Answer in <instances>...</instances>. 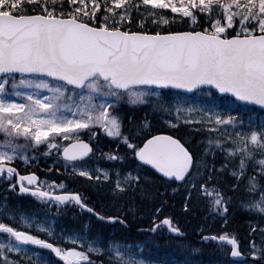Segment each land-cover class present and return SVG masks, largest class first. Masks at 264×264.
Returning a JSON list of instances; mask_svg holds the SVG:
<instances>
[{
  "label": "snow or ice",
  "instance_id": "obj_1",
  "mask_svg": "<svg viewBox=\"0 0 264 264\" xmlns=\"http://www.w3.org/2000/svg\"><path fill=\"white\" fill-rule=\"evenodd\" d=\"M179 5L177 0H0V182L11 192L55 204L58 213L73 207L90 216L79 230L57 234L50 221L27 218L5 196L0 217L34 226L52 239L0 220V264H21L14 255L30 252L42 264H106L105 255L107 264H152L139 241H105L88 233L92 217L127 226L138 211L136 196L153 197L149 190L158 181L159 187L184 188L185 211L199 199L225 224L231 194L245 190L241 206L261 217L249 223L246 252L230 233L202 240L227 241L233 258L251 255L264 264V121L255 124L235 110L226 111L237 101L264 109V0H179ZM205 85L231 97L212 95L201 107L188 104L185 94L204 91ZM125 101L166 117L172 131L152 134L147 111L125 122L119 114ZM182 117L192 126L188 139L180 131ZM101 134L115 147L105 152L94 146ZM68 140L72 143L61 152V141ZM41 147L47 156L55 150L52 167L62 156L65 172L71 162L72 174L106 188L119 214L98 210L81 193L63 191V181L41 182L35 172L21 174L14 162H29ZM29 150L31 157L25 154ZM218 151L224 159L217 166ZM97 152L113 167L90 166ZM225 176L231 181L228 189ZM164 206L163 201L154 206L152 224L139 231L155 233L167 226L180 233L172 217L160 218Z\"/></svg>",
  "mask_w": 264,
  "mask_h": 264
},
{
  "label": "trees",
  "instance_id": "obj_2",
  "mask_svg": "<svg viewBox=\"0 0 264 264\" xmlns=\"http://www.w3.org/2000/svg\"><path fill=\"white\" fill-rule=\"evenodd\" d=\"M177 6H180L179 0H177ZM161 11L169 15H176V14H172L170 9H164ZM177 30H185V29L178 28ZM129 116L132 117V114L131 113L127 114L126 121ZM149 121L151 123L152 134H156L157 130L165 131L169 133L172 131V130L170 131L164 130V128H161L159 124L155 123L150 117H149ZM180 131L182 134H185L186 139L189 138V134L191 132L190 130L182 128L180 129ZM196 139L197 140L201 139V136L199 134H196ZM63 146L64 144L61 143L60 151L62 150ZM217 157L218 158H216V163L218 166L219 163L223 161L224 159L223 153L218 151ZM60 158L61 157H59V159ZM35 159L42 161V162H46V163H52L54 160L57 159V157L55 155V151L54 153H52L51 156H47L45 155L44 148H40L39 151L35 153ZM52 165L53 164H31L25 169V172L31 171V172L37 173L41 179V182L45 180H48V181L56 180L57 183H59L60 181H63L65 184V188L63 189V191L78 192L81 194H85V193H89V190L95 191L96 189H98L92 184H85V181L81 176L77 174H72L70 171L65 172L63 166L56 165L55 167H52ZM50 168H51V171H49ZM56 168H60L61 171L57 172L55 170ZM249 171H251V167L249 168ZM230 182L231 181H230L229 176H225L223 178V186L225 189H228L230 187ZM159 183L160 182L158 181L157 185L154 186L152 190L151 189L149 190L150 192L155 193L153 197L149 198L146 196L145 198L141 199L139 195L136 196L135 198L136 204L138 205V209H140L136 212V216H141L143 208H146L150 211L149 216L150 214L153 215L154 206H159L161 201H163L165 206L162 210V213L160 214V218L163 219V216L165 215L172 217L173 224L175 226H178L181 229V231L184 234H186L187 237L183 239L172 238L167 233V231L159 232L156 236H152L150 239L147 240V243L150 246H152L151 249H149V251L153 252L154 255L156 256L162 257L160 259H155V260H158L159 263H162L160 260H164L167 257H170V258L179 257L181 259H184V257H194L198 259L202 258L203 260L202 264H207L204 261H209L210 264H211L210 261L228 263L229 262L228 246H225L223 244H215L210 241H204L202 243L197 242V240L202 238L204 235H213V234L220 235L224 233H230L234 235L238 239L242 252H244V247L247 245V241L250 239L249 235H246V236L243 235L244 231L249 232V225L247 228H244L246 221L248 220V224H249V223L258 222L261 219L260 216L255 215L253 213L251 214L249 211H246L241 206L240 197L242 195L244 196L248 195V193L245 190H239L236 193L231 194L232 195V200H231L232 205L230 204L229 214H228L229 216H227L226 218L227 224H225V221L223 219L221 220L220 216L209 214L207 212L206 202L199 200V199H192L189 202L190 207H189L188 212L185 211L183 207L184 202H185V196H186V192L184 191V188L182 186H177V185H168L166 186V188L165 187L159 188ZM172 188H176V191H172ZM1 190L5 194L0 195V201H2L5 196H7L8 204L13 208L18 209L19 212H22L24 214H36L37 216L49 217L52 221L56 222L57 225L55 226V229L57 232H61V230H64V232L71 233L73 230H79L84 221H88L89 215L80 209L73 208V207H69L66 209L61 208L58 213L57 207L55 204L48 205L35 198L28 199L20 195H14L13 192H10L9 190H7L6 185H4L2 182H0V191ZM54 191L60 192L61 189L57 188V189H54ZM85 197L90 200L94 198V197H90L87 195ZM93 203L97 206L96 201H94ZM235 203L236 204L240 203L239 209L237 208V205ZM235 206L238 209V211H236L237 210L236 208H233ZM125 207H127V201H125ZM231 209L234 211H232ZM231 216L233 217L231 218ZM0 220H2V222L9 223L13 226L20 228L16 224L12 223L6 217H0ZM215 221L223 222L222 224H225V225L218 226L215 228L214 223H217ZM148 226H150V224L149 225L144 224L142 227H139V228L148 227ZM95 232L96 231H91L89 232V235L91 237L93 235L95 236ZM96 234L99 235L98 232ZM125 234L126 233L124 232V235ZM38 235H40L41 238L49 239L46 235H43L41 233H39ZM138 236L141 237L140 239H142L143 237L142 235H138ZM149 240H151L152 245L151 243H149ZM164 241L169 246L167 247V249H162V248L159 249L157 245L161 244V242L163 243ZM13 258L20 259L21 264H31L30 262H27L23 260L22 258L17 257L15 255ZM102 258L105 260L107 264V255H105ZM93 259H97V257L93 255ZM61 264H63L62 261H61ZM163 264H173V263L166 262ZM180 264H186V263H180Z\"/></svg>",
  "mask_w": 264,
  "mask_h": 264
},
{
  "label": "rangeland",
  "instance_id": "obj_3",
  "mask_svg": "<svg viewBox=\"0 0 264 264\" xmlns=\"http://www.w3.org/2000/svg\"><path fill=\"white\" fill-rule=\"evenodd\" d=\"M42 92V94L44 95H47L48 94V91L46 89H41L40 90ZM212 93L210 91H204V92H200L198 94H196L195 96H185V98L187 99V103L188 104H191V105H194L196 107H201V106H204L206 105V103L211 99L212 97ZM217 103H221L220 100H217ZM232 110H235V112H239L242 117L247 120L249 118H251L253 120V122L255 124H259L261 121H264V115H261V114H258L256 112H254L253 110H249V109H246V108H243V107H239L238 105H236L235 103L234 104H231L230 105V108L229 109H226V111H232ZM148 112L149 114V117L152 118V120L155 122V123H158L159 126L161 128H164V130H172L170 128V126L167 124L166 122V117L165 118H161V117H157V116H153L151 114V109L148 108V109H144V108H134L132 106H129L127 104V102L125 101L124 104L122 105L121 109H120V115L123 117L124 121L126 119V115L128 113H131L132 115H134L135 118H142L145 114V112ZM173 115H175V111L173 112ZM180 129H188L191 131V127L192 126H188V125H185L183 123V117L181 118V124L179 125ZM3 135V134H2ZM83 138V137H82ZM18 142L20 143H23L24 141L21 139L19 140ZM69 142H72L71 140H68V141H61V143H69ZM111 142H112V139L107 137L106 135H103L101 134V139L100 141H97L96 140V145H99V146H104L105 148H108L110 147L111 145ZM30 152V150L28 151ZM52 153H54L52 151ZM96 160L100 159V154L97 153L96 157H95ZM19 161V159L17 160ZM29 163H31V160L28 162V164H24V165H30ZM58 165V166H64V164H55V166ZM96 164H90V166H94ZM100 166L102 167H105V168H111L113 167V164L111 162H107L106 164H99ZM69 170L71 171V166L69 165ZM77 175H79L78 173H75ZM82 177V176H81ZM85 181V184H92L94 186V184L92 182H89L87 180V178L85 177H82ZM106 188H103V189H96L95 191L93 190H89V193H85L86 195L88 194L89 196H92V197H95L96 195H105V192H106ZM111 205H114L112 202H111ZM245 209V208H244ZM140 210V209H139ZM246 210V209H245ZM247 211V210H246ZM119 214V213H118ZM116 214V215H118ZM27 218H31V217H35L37 219V222H41V223H45L47 224L49 221L53 224V227L55 228V226L57 225L55 221H52L49 217L47 216H37L36 214H24ZM47 218V219H46ZM10 220V219H9ZM184 220V219H182ZM12 223L16 224L17 226H19L21 228V230L23 231H30L32 232L34 235H38L39 233L41 234H45L43 232H38L36 230V228L33 226L31 228L27 227L26 225H24L22 222H13L12 220H10ZM219 223V224H218ZM221 222H217L215 224V228L217 226H224L225 224H220ZM217 225V226H216ZM248 220L246 221L245 223V226L244 228H247L248 227ZM56 230V229H55ZM57 234H60L61 232H57ZM65 235L67 234H70L68 232H64ZM89 234V233H88ZM46 235V234H45ZM90 237V235H89ZM49 238V237H48ZM91 238V237H90ZM50 240L52 238H49ZM135 242L136 241H131V243L133 245H135ZM64 243L66 244V246L68 247H71V246H74L72 245L70 242H67V241H64ZM150 243V242H149ZM145 245L144 249H143V252H144V256L146 258H150L151 261H152V264H160L159 261H156L155 259H160L162 257H158V256H153L154 253L149 251V249H151L152 246H150L148 243H143ZM103 246V245H102ZM247 246H248V241H247V245L244 247V252H246L247 250ZM29 249L31 250H36L37 249V246H33V245H28L27 246ZM39 251L41 252H46L47 250H44L42 248L39 249ZM94 256H96L95 254H93ZM31 256V259H29L28 257ZM248 257H251L253 258L251 255H247ZM184 257V256H182ZM20 258H22L23 260L27 261V262H30L31 264H42V261H39L35 258V256H32L31 252L28 254V256H20ZM189 261V264H198L199 263V260H197L196 258L194 257H191L188 259ZM255 261V264H259V262H256V261H259L258 258H254V260H252V262ZM174 264L176 262V260L172 261ZM252 262H248V263H233L231 261H229L228 263L227 262H214L212 264H252Z\"/></svg>",
  "mask_w": 264,
  "mask_h": 264
},
{
  "label": "flooded vegetation",
  "instance_id": "obj_4",
  "mask_svg": "<svg viewBox=\"0 0 264 264\" xmlns=\"http://www.w3.org/2000/svg\"><path fill=\"white\" fill-rule=\"evenodd\" d=\"M14 164H28V162L24 163V162L15 161ZM29 164H33V163L31 162ZM51 164H53V163H51ZM56 164H59V163L57 162ZM69 164H71V163H69ZM98 164H103V163L99 162ZM24 183L27 184L26 181ZM15 193H17V192H15ZM25 197H27V196H25ZM95 201L97 203L98 210L103 208V211H105L108 214H112V215H116V214L119 213V205H117V204L111 205L112 201H111V197L110 196H107V195H98L97 196L96 195L95 196ZM136 212H135L134 215H130L128 217L127 226L115 225L113 227H106L107 229H109V230H111L113 232L112 235H114V231L117 230V229H120V230L123 231L122 235L113 236L114 240L118 238L120 241L129 240V241H136L137 242V241H140L142 239H145L146 237L149 238L150 236L157 235L159 230L163 229V228H158L155 233H150V232H146V231H144V232L139 231V227H142L144 224H148V225L150 224L151 225V223L153 221L152 222H144V221H142L141 220V216H136ZM149 227H143V228L144 229H148ZM124 232L126 233L125 235H124ZM138 235H142L144 238L142 237V239H140L141 237H139ZM161 244H162V242H161ZM161 244L157 245V247H159Z\"/></svg>",
  "mask_w": 264,
  "mask_h": 264
},
{
  "label": "bare ground",
  "instance_id": "obj_5",
  "mask_svg": "<svg viewBox=\"0 0 264 264\" xmlns=\"http://www.w3.org/2000/svg\"><path fill=\"white\" fill-rule=\"evenodd\" d=\"M137 119V118H136ZM159 123V122H158ZM216 158H218V157H216ZM160 188V187H159ZM151 190H152V188H151ZM154 191V190H153ZM5 193L1 190L0 191V195H4ZM95 201V197L94 198H92L89 202L90 203H92V204H94L93 202ZM236 202V201H235ZM236 204V203H235ZM235 204H233V205H235ZM240 204V203H239ZM239 204H236L237 205V208L239 209L240 208V205ZM232 205V204H231ZM198 207V206H197ZM232 208V207H231ZM233 208H236V206L235 207H233ZM236 208V209H237ZM238 209L236 210V211H238ZM232 210V209H231ZM232 211H234V210H232ZM149 210L148 209H146V208H143V210H142V214H141V220L142 221H144V222H152V215L150 214V216H149ZM178 212V211H177ZM188 212V211H187ZM243 212V211H242ZM244 212H246V211H244ZM183 213V212H182ZM186 213V212H185ZM207 213V212H206ZM230 213H232V212H230ZM235 213V212H234ZM233 213V214H234ZM239 213V212H238ZM251 213V212H250ZM204 214V213H203ZM236 214V213H235ZM247 214V213H246ZM252 214V213H251ZM203 216V215H202ZM229 216V215H228ZM238 216V215H237ZM240 216V215H239ZM233 216H231V218H232ZM230 218V219H231ZM215 219V218H214ZM88 220H90V216H89V218H88ZM222 220V219H221ZM212 221V220H211ZM220 221V220H219ZM215 222H217V221H215ZM234 222V221H233ZM210 223V222H209ZM221 223H223V222H221ZM220 223V224H221ZM195 224V223H194ZM203 224H205V223H203ZM206 224H207V222H206ZM216 223H214V225H215ZM219 224V223H218ZM113 226H115V225H111V224H108V223H104V222H98V221H96V219L94 218V217H92L91 218V227H90V229H89V232H91V231H96L95 232V235H97L96 233L98 232L99 233V235L100 236H102L103 237V239L105 240V241H107L109 238H113V236H115V235H122L123 234V231L122 230H120V229H117V230H115L114 231V235H112L113 234V232L111 231V230H109V229H107L106 227H113ZM191 226V225H190ZM217 226V225H216ZM193 227V226H192ZM205 227V226H204ZM208 227V226H207ZM218 227V226H217ZM226 227V226H225ZM221 228V227H220ZM236 232V231H235ZM94 233V232H93ZM243 235H249V232H243ZM94 236V235H93ZM124 242H130L131 243V241H129V240H127V241H124ZM149 242L151 243V240H149ZM166 242H167V240H166ZM166 242L164 241L158 248L160 249V248H162V249H167V247L169 246V245H167L166 244ZM169 244V243H168ZM151 245H152V243H151ZM161 249V250H162ZM154 250V249H153ZM158 251V250H157ZM160 251V250H159ZM161 252V251H160ZM170 252V251H169ZM157 254V253H156ZM160 254V253H159ZM153 256H155V255H153ZM166 256V255H165ZM159 257V256H158ZM167 258H170V257H167Z\"/></svg>",
  "mask_w": 264,
  "mask_h": 264
},
{
  "label": "water",
  "instance_id": "obj_6",
  "mask_svg": "<svg viewBox=\"0 0 264 264\" xmlns=\"http://www.w3.org/2000/svg\"><path fill=\"white\" fill-rule=\"evenodd\" d=\"M203 88H204V90H211V91L217 93L220 97H223V96H225V95L231 97V94H221V93H219L218 90H216V89L214 88V86H207V85H205V86H203ZM173 91H174V92H177V91H179V92H184V90H175V89H173ZM196 92H198V91L193 90V91L190 92V93H186V95L191 96V95L195 94ZM233 99H234V97H233ZM236 103L239 104V105H246V106H248V107L255 108V109H257V110H260L261 112H264V109H262V107H261L260 105H256V104L251 103V102H241V101H237ZM149 167H150V166H149ZM29 195H30V194H29ZM86 212H87V211H86ZM166 227H167V226H166ZM170 233H171V232H170ZM171 235L174 236V237H179V238H183V237H185L181 232L178 233V234H177V233H171ZM201 241H204V240H201ZM210 241H212V242H214V243H225V244H228L227 241H223V242L218 241V240H210ZM230 258H231L232 261H236V262H242V261H247V260H249V258L244 257L243 255H242L241 257H238V258H233V257L231 256V254H230Z\"/></svg>",
  "mask_w": 264,
  "mask_h": 264
}]
</instances>
